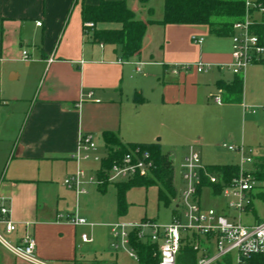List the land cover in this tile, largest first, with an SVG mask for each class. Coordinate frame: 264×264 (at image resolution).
<instances>
[{"label": "crops", "instance_id": "0c3cea01", "mask_svg": "<svg viewBox=\"0 0 264 264\" xmlns=\"http://www.w3.org/2000/svg\"><path fill=\"white\" fill-rule=\"evenodd\" d=\"M125 1L136 19L148 22L141 49L130 57L124 56L118 44L93 39L92 28H85L83 4L98 5L101 0H0V202L10 207L9 217L17 225L14 232L7 233L0 224V232L14 245L26 230L32 232L35 256L47 264H88L84 244L96 241V225L109 227V232L97 231L96 247L103 246L111 236L108 250H112L113 222L131 223L144 218L158 221L157 214L148 215L146 208H141L149 198H158L155 185L128 189L127 209L122 215L116 210V196L112 206H103L101 222L87 220L92 225H76L65 218L68 213L83 218L92 214L79 208V198L89 193L86 184L93 182L85 179L87 192L77 195L64 179L78 165L88 177L95 176L88 170L97 175L104 167L102 161L96 164L98 155L90 167L86 160L77 162L82 133H92L107 150L105 131L116 133L125 144L159 143L163 149L161 139L166 137L175 161L174 144H179L184 130L208 121L207 107L226 111L218 106L226 101L238 102L243 115L256 109L245 103L249 99L247 91L243 90L240 100L227 101L225 90L218 85L220 80L231 81L220 66L231 61V51H223L221 46L223 36L204 24L161 23L164 0L161 15L154 14L151 0ZM96 27L113 29L122 24L108 21ZM260 33L263 38L262 30ZM24 50L29 55L26 60L22 58ZM31 55L34 61H30ZM19 61H25V73L17 67ZM199 61L211 64V69L199 72L193 65L188 70L182 68L183 64ZM259 64L264 65V59L250 66ZM5 65L9 67L7 80ZM263 67L256 66L254 71ZM216 89L222 90L221 103L215 100ZM89 92H93L90 98ZM185 121L190 122L188 127ZM192 145L196 147L197 143L184 146L180 159ZM236 145L252 149L243 143ZM87 227L92 241H80L79 234L86 233ZM0 243V264H35Z\"/></svg>", "mask_w": 264, "mask_h": 264}, {"label": "built area", "instance_id": "2783aa9c", "mask_svg": "<svg viewBox=\"0 0 264 264\" xmlns=\"http://www.w3.org/2000/svg\"><path fill=\"white\" fill-rule=\"evenodd\" d=\"M246 13L243 20L233 24L231 36V61L220 64L227 66L234 74H242L254 62L264 59V40L259 27L264 25V2L245 0ZM255 12L261 14L257 19ZM42 25L41 20H37ZM86 28L94 26L93 22H85ZM203 41V38H198ZM23 59H28L26 50ZM52 60V58H50ZM194 66L197 71H207L212 65L202 61L194 64H183L188 70ZM139 69V68H138ZM177 72V69H174ZM222 90L215 95V100L221 103ZM93 92L88 93L92 97ZM229 150L240 155L239 176L233 177L224 183L218 194L225 202V206L205 208L200 201L198 186L202 178L211 182H218L219 177L208 171L202 163L201 155L195 146L188 148L180 164L181 187L177 188L176 205L171 210L169 222H158L144 218L138 222L118 221L111 224V234L114 240L112 247L117 250L124 248L130 257L138 261V252L132 245V238L142 242L155 243L159 250L158 264H178L177 258L182 244L189 243L197 251L195 264H264V220L251 225L244 224L241 215L252 205L251 193L254 178L245 169L247 163H253L255 157L252 149L243 145L223 144ZM95 137L92 133H82L80 136L76 160L90 158V151L96 149ZM99 159L95 156V160ZM155 168L154 160L147 149L135 147L125 152L120 160L114 161L111 166L102 167L97 176L99 183L120 182L135 176H148ZM205 175V176H202ZM85 179L96 182L94 176L86 177V172L78 165L77 170L64 179V184L73 188L76 194L87 192ZM10 207L0 202V224L4 225L7 233L17 229L16 223L9 217ZM65 218L76 225L92 223L77 214H66ZM83 242L92 241V237L83 233ZM0 241L10 248L18 257L35 264H47L35 256L36 241L32 232L26 230L18 245L10 244L0 232ZM129 246V248L126 247Z\"/></svg>", "mask_w": 264, "mask_h": 264}, {"label": "rangeland", "instance_id": "374dc122", "mask_svg": "<svg viewBox=\"0 0 264 264\" xmlns=\"http://www.w3.org/2000/svg\"><path fill=\"white\" fill-rule=\"evenodd\" d=\"M252 1H263L264 0H252ZM153 4L154 14L161 15L162 12V3L163 0H151ZM257 19H262L261 14L258 12L254 13ZM262 27V33L264 38V25ZM38 39H41V32L38 34ZM221 46L223 51H231V39L229 36H223L221 38ZM25 48L31 52V47L25 45ZM27 51V50H26ZM30 61H34V56L31 55ZM0 62H2L0 60ZM226 63V62H225ZM25 61L17 62V67L26 72L27 68L24 67ZM4 66V65H3ZM256 66H264V65H256ZM256 66H248L246 70L240 75L244 80V92L247 91L249 99L245 101L246 104L251 105V107L256 108L255 112H247L243 115V108L239 107L238 102H226L224 101L222 105L226 108V111H221L217 107H207V111H209L210 116L208 117V121H204L200 126L195 125L193 127L184 130L183 137L178 139L179 144H174L177 146V159L174 161L175 163V183L178 188L181 187L180 180V163L183 161V158L180 159V156L183 152V148L189 144H195L196 150L200 152L202 162L208 165L215 164H238L240 161V156L237 152L228 150L227 147H224V143L227 144H240L243 143L248 147L253 149V156L255 158H259L264 156V109L261 108L264 106V70L259 72L254 71ZM4 78L7 80V72L8 68L5 65ZM264 68V67H263ZM206 73V72H203ZM222 74L226 77V79L232 80L236 75L229 69L227 66L223 68ZM9 80V77H8ZM24 80V77L21 79V82ZM7 83L4 84V88H7ZM26 88L25 90H27ZM1 90V85H0ZM219 90L216 89L215 93H218ZM244 95V93H243ZM224 100V99H223ZM211 104L213 103L210 100ZM24 109L27 110L28 106L25 102ZM215 104V103H213ZM260 107V108H259ZM21 114L19 115V120H21ZM190 124L189 121H185V126L188 127ZM97 144L96 151H90V158L86 160L89 166L90 162L94 160V156L98 155L99 160L97 163L102 161L108 156V150L104 147L103 143L99 139H95ZM170 140L166 137L161 139V144L163 145L166 151L171 150V145L168 144ZM172 152V150L170 151ZM94 164V166H96ZM5 165V163H4ZM86 166V167H87ZM4 167V166H3ZM90 167V166H89ZM244 169L247 172H251L254 169L253 163H247L244 166ZM88 174L96 175V172L88 170ZM63 179L64 176H60ZM88 177V176H86ZM96 182L87 183L88 194L85 196H81L79 198V208H85L91 211V215L84 216L88 221L92 222H101L102 213L104 210L103 206H109L113 203V200H116L117 196V183L116 182H108L106 185L99 183L97 176ZM253 189L251 193L252 205L248 209L247 212L241 215V220L244 224L251 225L254 223H258L264 220V182L259 180H254ZM152 186V185H151ZM154 186V185H153ZM149 187V186H148ZM154 190V189H152ZM127 193V192H126ZM149 198V203L147 205L143 204L141 208H146L148 215H155L156 219L159 222H169L171 219V210L176 205L177 199L173 198L169 205H166L164 202L160 201L158 198L152 199ZM200 201L205 208L215 207L220 209V207L225 206V202L218 195H214L209 187H203L200 194ZM131 206H136L132 204ZM137 207V206H136ZM117 210V206H116ZM123 217V216H121ZM116 219H123L118 218ZM116 220V221H117ZM141 221V220H138ZM114 223V222H113ZM93 234L96 237V241L94 243L84 244V252L85 256L89 259L88 264H95V262L100 261V264H136L137 261L130 257L127 253V250L124 248H119L117 250L113 249L108 250V241L105 243L104 238L102 241L103 246L96 247L97 245V231L102 230L109 232V227L105 225H96L93 227ZM88 234H91L90 227H87L86 231ZM80 232V241H81ZM5 239L7 237L4 235ZM114 238L112 237L113 241ZM1 244V243H0ZM129 248L128 245H126ZM115 250V251H114Z\"/></svg>", "mask_w": 264, "mask_h": 264}, {"label": "trees", "instance_id": "16d2710c", "mask_svg": "<svg viewBox=\"0 0 264 264\" xmlns=\"http://www.w3.org/2000/svg\"><path fill=\"white\" fill-rule=\"evenodd\" d=\"M77 0H74L76 2ZM246 13L245 0H164V12L161 23L204 24L212 32L220 36H229L236 21L243 20ZM82 16L84 22H93L91 30L93 39L121 46L125 57L134 55L141 49L143 36L148 22L136 19L125 0H101L98 5L83 4ZM114 21L122 24L121 28L99 29L97 23ZM86 28V27H85ZM89 30V28H86ZM261 32L262 27H259ZM220 88L224 89L227 101L240 100L244 90V80L238 74L230 82L220 80ZM108 146V156L102 160L104 167L111 166L114 161L120 160L122 155L135 147L150 151L155 163L152 174L148 176H135L129 180L117 183V209L120 215L127 209L126 192L134 186H151L158 188V199L169 205L177 196L175 183V165L173 156L164 151L159 143L140 144L123 143L119 136L110 131L103 132ZM254 169L248 172L255 180L264 182V156L255 158ZM208 171L219 177L218 182H211L203 177L198 191L209 187L214 195H218L224 183L233 177L239 176V164L207 165ZM205 176V175H202ZM108 182L103 183L106 185ZM264 195V192L262 193ZM251 207V206H250ZM132 245L138 252L136 264H158L159 250L155 243L142 242L132 238ZM197 251L189 243L182 244L177 258L178 264H195Z\"/></svg>", "mask_w": 264, "mask_h": 264}]
</instances>
